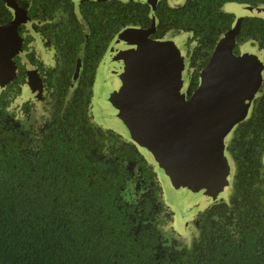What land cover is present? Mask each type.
I'll list each match as a JSON object with an SVG mask.
<instances>
[{
  "label": "flooded vegetation",
  "instance_id": "af4514ba",
  "mask_svg": "<svg viewBox=\"0 0 264 264\" xmlns=\"http://www.w3.org/2000/svg\"><path fill=\"white\" fill-rule=\"evenodd\" d=\"M234 3L228 1L219 6V13L228 16L227 23L215 29L216 34L203 32L200 27L187 37L188 54L196 70L206 66L218 34L228 29L236 17L221 7ZM175 4H180L178 8L184 6L182 0H0V126L17 135L22 151L31 157L54 133L69 138L70 132L78 136V131H94L92 110L87 106L96 69L110 40L120 28L131 25L145 29L153 26L151 36L163 34L170 29L160 23L158 9L169 11ZM245 37L255 36L240 34L238 39ZM255 40L264 49V39ZM114 71L108 72V85L116 78ZM98 132H103L101 137L95 136L101 143V160L126 166L125 154L130 150L133 162L122 191L124 200L133 206L141 205L138 208L144 214L143 224L155 229L158 222L163 226L169 217L162 215H166V210L158 201L161 189L157 188L156 172L151 173L142 165L135 149L113 127ZM228 150L236 163L230 205L225 206V211L218 207L200 213L195 232H188L187 237L195 234L198 227L202 232L206 230V223L219 222L238 235V214L244 212L246 204L258 205L257 209L264 212V83L253 101L250 116L236 127ZM175 172L184 176V163L176 162ZM143 174L151 176L148 185ZM177 182V186L182 184ZM143 208L148 209L143 212ZM191 242L185 246L193 250L197 243Z\"/></svg>",
  "mask_w": 264,
  "mask_h": 264
},
{
  "label": "trees",
  "instance_id": "16d2710c",
  "mask_svg": "<svg viewBox=\"0 0 264 264\" xmlns=\"http://www.w3.org/2000/svg\"><path fill=\"white\" fill-rule=\"evenodd\" d=\"M182 1L181 8L158 9L165 29L201 27L214 35L227 23L228 15L218 10L224 2L264 5V0ZM240 34L264 39V18L245 17ZM105 130L70 132L69 138L54 133L31 157L19 137L0 126V264H264V212L258 205L246 204L239 212L238 235L220 223H206L203 232L198 227L191 235L193 250L181 237L174 240L176 231H168L172 240L167 230L143 224L141 205L122 194L130 168L99 158L95 136ZM125 155L130 157L129 149ZM143 177L148 185L151 176ZM162 245L170 251L162 252Z\"/></svg>",
  "mask_w": 264,
  "mask_h": 264
},
{
  "label": "water",
  "instance_id": "95a60500",
  "mask_svg": "<svg viewBox=\"0 0 264 264\" xmlns=\"http://www.w3.org/2000/svg\"><path fill=\"white\" fill-rule=\"evenodd\" d=\"M235 6L236 17L218 34L207 65L200 71L194 66L198 73L195 82L189 74L184 78L186 71L192 73V59L185 48L190 30H177L181 47L169 37L175 29L153 39V26H137L109 42V50L96 69L88 102L91 124L99 130L113 127L135 149L142 165L156 172L161 186L159 202L166 210L162 215L169 217L163 225L165 235L173 240L174 235L168 231H176L174 240L181 237L184 244L193 241L187 236L195 232L193 226L200 213L230 205L234 190L230 165L234 164L236 171V163L228 147L236 127L249 117L252 102L258 97L260 78L253 67L258 66L262 74L264 71V50L258 42L251 37L238 39L242 19L264 18V5ZM252 43L254 46L249 45ZM245 44L258 55L254 63L249 62V50L242 52ZM235 48L240 55L233 52ZM109 70H115L116 78L108 85ZM170 134L184 137L179 156L159 148ZM180 161L185 165L184 176L175 172ZM132 162L126 157L127 167ZM261 166L264 172V150ZM176 182L182 184L177 186ZM172 188L185 192L172 201L168 194Z\"/></svg>",
  "mask_w": 264,
  "mask_h": 264
},
{
  "label": "rangeland",
  "instance_id": "374dc122",
  "mask_svg": "<svg viewBox=\"0 0 264 264\" xmlns=\"http://www.w3.org/2000/svg\"><path fill=\"white\" fill-rule=\"evenodd\" d=\"M222 9L225 10V11H232L235 14L237 12V8L233 4H224ZM133 27L136 28L137 26L136 25L135 26L134 25H131V26H127V27L120 28L116 32V34H115L114 37L117 38L119 35H122L125 31H127L128 28H133ZM158 36H160V35H158ZM169 37L171 38V41L174 42L177 46H181L182 47V44L183 43L181 42L182 38H181V34L179 36V31H170ZM153 39H158V38H157V36H153ZM249 45L254 46L253 43L252 44H249ZM247 46H246V44L243 46V48H242L243 51L242 52H246V51L249 50L248 52L249 53H252L251 52L252 50L249 48V46L247 48ZM109 47H110V44H109V46L107 48L106 54H107V52L109 50ZM185 48H186L187 56L189 57L187 44H185ZM233 52L234 53H237L238 55L241 54L240 51L237 52V49L236 48L233 49ZM255 57L258 58V55L256 53L250 54V56H249V62L250 63H254L255 61L253 59H255ZM190 67L192 69V73L186 71V74L184 75V78H185V76L187 78V75L189 74L190 75V79L194 80V82H195V76H197L198 73L194 69V64H190ZM263 67H264V65H263ZM108 69H109V67H108ZM108 69L106 68V71ZM251 69H252V67H249L248 68V70H251ZM253 69L255 71V74H256L257 79L260 78V82H259V85H258L259 86V89L257 91V96H258L259 93H260V89H261V87L263 86V83H264V71H263V74H262V72H261V70H260V68L258 66H254ZM98 70L100 71V67L98 68ZM189 71H191V70H189ZM252 107H253V102H252ZM251 112H252V110H251ZM251 112H250V114H251ZM248 116H250V115H248ZM165 135H167V134H165ZM183 140H184V137L181 134L180 135L170 134L164 140H162L161 146H159V148L167 149L170 152H172L174 155L179 156L181 154V152L183 151L181 149L182 141ZM235 173H236V171H235V165L232 164V165H230V176H231L232 179L234 178ZM184 192H185V189H173L172 188L170 190V193L168 192V194L172 197L171 200L173 199L174 201H176V199H178ZM219 221H221V218L219 219ZM223 224H225V223H223ZM157 227L159 228V231L160 232H162V233L164 232L163 226L162 225L160 226V223L159 222L157 223ZM184 241H186V239ZM166 250H169L168 245H162L161 251L164 252Z\"/></svg>",
  "mask_w": 264,
  "mask_h": 264
}]
</instances>
